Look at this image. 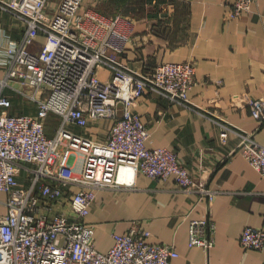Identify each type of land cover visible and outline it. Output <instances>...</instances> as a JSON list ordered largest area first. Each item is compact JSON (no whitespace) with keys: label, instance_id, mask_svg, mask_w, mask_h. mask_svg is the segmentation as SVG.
Masks as SVG:
<instances>
[{"label":"built area","instance_id":"1","mask_svg":"<svg viewBox=\"0 0 264 264\" xmlns=\"http://www.w3.org/2000/svg\"><path fill=\"white\" fill-rule=\"evenodd\" d=\"M56 1L54 7H51ZM86 0H0V12L24 27L20 40L0 28V264H172L175 245L152 243L150 232L134 222L113 233L106 252L96 248V227L87 222L100 191L135 189L139 173L174 178L182 192L209 204L217 191L191 174L169 148H148L151 133L136 112L147 90L187 103L196 84L197 62H164L141 71L117 60L133 42L130 16H106L85 9ZM260 0H235L225 20L239 19ZM112 76L102 80L99 72ZM20 85L21 87H18ZM16 96V97H15ZM22 98L35 107L15 104ZM251 116L264 123V99L250 102ZM52 115L60 118L53 136ZM109 122L103 140L83 132ZM220 141L231 133L242 140L238 152L264 176V146L253 133L221 122ZM83 163L76 167V154ZM210 217L192 220L189 246L210 251L215 244ZM240 244L264 251V229L247 227Z\"/></svg>","mask_w":264,"mask_h":264},{"label":"crops","instance_id":"2","mask_svg":"<svg viewBox=\"0 0 264 264\" xmlns=\"http://www.w3.org/2000/svg\"><path fill=\"white\" fill-rule=\"evenodd\" d=\"M235 0H86L85 9L106 16L125 11L135 23L133 42L117 60L141 71L164 62H197L196 84L188 102H174L147 90L136 112L148 126V148H169L191 174L205 170L211 204L181 191L174 178L154 180L142 173L135 189L100 191L87 222L96 227V248L106 252L112 234H124L134 222L149 232L152 243L175 245L172 264H264V251L246 250L240 237L247 227L264 229V176L238 152L242 140L231 133L220 141L221 122L253 133L264 146V123L251 116L250 102L264 99V0L250 13L225 20ZM2 12H0L1 14ZM0 15V28L20 40L24 26ZM109 68L99 77L109 80ZM109 122H97L85 135L103 140ZM7 196L0 193V200ZM6 207L0 204V214ZM210 217L215 244L210 251L189 246L192 220Z\"/></svg>","mask_w":264,"mask_h":264},{"label":"rangeland","instance_id":"3","mask_svg":"<svg viewBox=\"0 0 264 264\" xmlns=\"http://www.w3.org/2000/svg\"><path fill=\"white\" fill-rule=\"evenodd\" d=\"M56 1H53L52 4H51V7L53 8L54 5H55ZM120 14H127L125 11H123V13H120ZM0 15H5L4 13H1ZM13 19L11 16L8 17V22H12ZM2 75L0 74V77ZM18 87H21L20 85H17ZM16 97V96H15ZM18 97V96H17ZM21 104V105H24L27 109H29L30 111L29 112H34L35 111V107L33 106L32 103L30 102H27V101H24L22 98L18 97V98H15V104L18 105ZM60 125V118L56 115H52L50 117V119L48 120V123H47V133H48V136L51 137L54 135L56 129L59 127ZM76 127H74V130H75ZM81 130V129H80ZM78 132V131H77ZM76 167L78 169H80V167L82 166V163H83V156L81 153H77L76 155Z\"/></svg>","mask_w":264,"mask_h":264}]
</instances>
